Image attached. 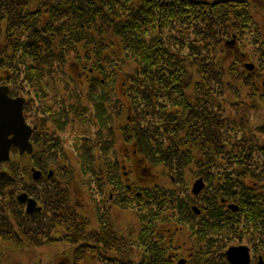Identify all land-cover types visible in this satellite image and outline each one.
Wrapping results in <instances>:
<instances>
[{"label": "flooded vegetation", "instance_id": "af4514ba", "mask_svg": "<svg viewBox=\"0 0 264 264\" xmlns=\"http://www.w3.org/2000/svg\"><path fill=\"white\" fill-rule=\"evenodd\" d=\"M238 1L244 2V0ZM236 2V0H216L210 5L206 0L205 8L216 11L223 8L221 26L218 29L219 35L221 40L232 36L231 38L234 39L226 40V43L239 52L237 66L233 68L236 77L234 86L245 95L248 92L254 97H261L264 96V22L258 21L256 14L251 11L252 8L249 5L253 3L254 6L255 0H251V3L249 0L242 4L238 2V5L235 4ZM223 11L230 13L231 21H226ZM241 13L246 16L241 17ZM88 72L92 73V70ZM73 73L81 74L82 72L76 69ZM79 76L83 77V75ZM84 77L90 81L84 85L82 90L91 84V79L88 76ZM176 94L172 96L175 100L178 98ZM42 100L44 99H41L39 103L44 102ZM90 101H92L91 98ZM68 102L67 99L66 104ZM30 103L33 104V100L27 102L26 114L28 117H34ZM92 104L95 106L94 102ZM235 104H240V102L237 101ZM39 106L36 111L40 112ZM48 106L52 104L48 103ZM180 106V101L168 103L169 114L175 113L177 116L180 112L181 118L187 114L192 115L190 110L184 113ZM55 113L50 110L49 120L35 116V120L32 119L30 124L32 132L25 151L21 152L18 148L19 155L29 158V164L33 165L30 169H26L27 176L24 175V178L19 180L11 171L0 168V171L7 173L6 177L0 179V183H3L1 180H7L10 186V182L16 185L20 181L25 185L24 189L21 188L23 190L19 188L21 191H17L16 186V189L11 186L9 192L13 193V197L5 193L4 199L0 200V217L8 221L6 224H0V264H5L7 259L10 262L13 261L10 256L7 258L5 253L15 250L20 252L22 248L25 249L26 255L28 249L39 253V257L43 259L38 264H243L239 261L240 257L234 262L229 260L226 252L230 248H236L244 255L248 252L247 264L256 263L257 257L253 256L255 252L253 249L257 239H261L264 247V224L261 226L246 215L247 207L244 201L252 203L253 200L251 201L243 194L233 199L220 196L217 191L219 185L215 179L210 182L206 180L211 172L208 169L200 171L195 166L187 168L196 171L195 174L198 176L196 182L200 181L197 184L195 182L191 189L192 193L199 198L200 194H205L200 200L195 197L193 202L191 196L187 198L177 195L174 188L181 182L171 181V187L159 183V179L165 178L163 172L159 173L158 181L151 176L149 178L151 180L146 181H152L151 185L143 186L145 181H143V170L146 160L142 157L141 148L139 152L134 149L128 156L131 163L124 165V169L133 168L134 160V169L130 172L123 171L125 176L134 175L133 178L126 179L125 177V180L119 181L116 179L118 174H114L113 180L112 164H103L97 168L93 166L91 169L94 180L92 179L91 185L94 184V186L90 191L99 193L102 197L97 199L84 197L85 202L82 201L79 194L87 188L83 173L87 168L89 169V165L86 164L88 159L85 158L83 145L80 148L81 145L75 143L71 145L72 148L67 147L63 132L68 128L57 130L60 120L53 118V115L58 112ZM107 113L108 118L111 119L112 111L109 112L107 108ZM195 114L201 116L205 113L200 110ZM42 115H48L47 110H42ZM92 123L94 124L93 118ZM139 125L136 121L121 123L117 126L118 130L113 129L115 138L121 141L120 152H123L124 148L131 149L126 141L128 138L126 132L130 127L133 131L129 138H132L137 129L136 126ZM101 126L104 129L105 124ZM112 128L109 127L110 134ZM176 130L179 131V127ZM27 131L30 130L27 128ZM112 137L106 136L103 140V143L107 141L104 146L111 144ZM121 137H124V141ZM75 138L74 134L73 140ZM176 140L183 143L182 139L176 138ZM135 144L139 146L137 142ZM177 146L175 141L172 147ZM70 152L76 158L75 162ZM167 155L171 158L179 156L180 153L179 150L172 149L167 152ZM9 164H15L14 158H11ZM7 168L12 170L8 165ZM231 168H228V172H240ZM183 169L186 170V168ZM215 169L217 168H212L213 171ZM218 169L221 172L225 171L223 166H219ZM243 171L235 175L239 180L247 178L249 176L247 174L251 172L249 169L246 171L243 169ZM186 174L187 172H184L183 176ZM79 175L80 178H78ZM152 175L156 177L155 172ZM246 184L256 193L257 181L248 179ZM259 184L263 183L259 182ZM214 187L219 195L210 194ZM125 201L129 202L128 205L135 204L143 210L140 216L138 215L135 224H132L133 220L129 219L126 222V219L117 213L122 211ZM164 204H167V208L162 209L161 213L153 210L154 205L158 207ZM231 204L239 207L232 210L229 207ZM77 207L80 208L78 212ZM192 229L204 237L201 240L206 245L205 247L202 245L195 248L188 246L191 236L188 231L192 232ZM235 241L238 244H234ZM261 257L259 260L264 259L263 256ZM24 261L28 264H37L36 257L31 259L24 257L13 264L24 263ZM257 264L264 263L262 261Z\"/></svg>", "mask_w": 264, "mask_h": 264}, {"label": "rangeland", "instance_id": "374dc122", "mask_svg": "<svg viewBox=\"0 0 264 264\" xmlns=\"http://www.w3.org/2000/svg\"><path fill=\"white\" fill-rule=\"evenodd\" d=\"M65 1L66 0H27V3L31 2L32 4L30 3L29 9H27L26 11L29 19L25 17L24 20L22 19L25 16L23 14L22 6H20V9L11 10L9 13L7 12L9 15L6 24L2 23L3 20L0 21V84H10L11 87L13 86L15 88L19 95L26 97V103L23 107V117L24 119H27V122L25 119V123L27 126L32 128L30 124L32 122V119L35 120V116L37 118H45L49 120L51 117L49 115V112L50 110H53L56 113L58 112L57 114L55 113L56 115H53V118L60 120V122L57 121L59 122V128H57V130H59L60 128H68L63 132L65 144L67 145V147L69 146L70 148H72L73 146L71 145H74L75 143L81 145L80 148L84 146L83 152L85 154V158L88 159V163L86 164L89 165V169L87 168V170L83 173L85 175L84 180L86 181L85 183L87 188L83 190L81 194H79V196L82 198V201L85 202L86 198L84 199V197H89V199L91 197L96 199L102 197L101 194L90 191L94 186V184L91 185L92 179L94 180L93 170L91 169V167L95 166L97 168L98 166L103 164H112L113 180L114 174H118V177L116 179L119 181L125 180V177L126 179L133 178L134 175H132L131 177L130 175L125 176L123 171L130 172V170L134 169L135 161L133 160L132 163L133 168L129 167L128 169H124V165L125 163H131L130 160H128L130 159L128 158V156L131 155L134 149L139 152V148L143 150L141 152L143 156H140L144 157L146 160V165L144 166L145 169L143 170V181L145 180L143 186L151 185L152 181L146 182L148 180H151L149 179L151 176H153L155 180L158 181L157 179L160 176L159 173L163 172L165 178L159 179L158 182H161V184L166 187H171V181L181 182L180 185L174 188L177 195L187 198L191 196L190 198L193 200V202L195 197H198L196 199L200 200L205 194H200L199 198V196L192 193L191 189L193 188L198 176H196L195 174L196 171H193L191 168L190 170L183 169L186 168L187 162L191 161L192 158L201 157L202 159H205V157L203 156L209 154V156L212 155V160H214L211 166L216 165L215 161L222 163L223 161L219 160L218 156L220 157L221 154H223L225 151L230 150V148H232V145L230 147L229 143L230 141H233L235 143V145H233V151H236L235 154L242 157V160L244 162L243 168L250 167L252 170L255 169L256 171H260V167H263L264 163H260L264 157V96L254 97L248 92H246L245 95V93L239 92L238 88L234 86L236 85V77L234 75L235 70L233 68L237 66L239 52L233 50V48H231V46L226 43V40L228 41L234 39L231 38L232 36H229L228 38H222L221 40V37L217 39V35L215 37L211 35L212 39L208 41L209 46H204L205 57H211L210 60L212 59V61L216 63L215 68L217 69L216 71L218 72L219 80L221 79V85H214V83H212L213 85L207 84V80H205V73H211L213 71V67L208 68V62L206 63V65H203V68L205 69L202 71V74H198L196 72V68L193 67V81L189 80L190 82L188 84H185L182 89L184 90V92L186 91L187 94L191 96V103L196 106L192 107V109L190 110L192 115L187 114L185 117L180 118V121L179 119H176L177 116L175 115V113L169 114L167 112V110H169L168 108L163 109V107H161L162 105L159 103V100L154 103L157 108H149L147 106L144 107L145 105L141 103V100L135 101L137 96L139 98L142 96L141 94L137 93V91L143 89V85H140L139 87L137 86L136 88H134V85L132 87L128 83L127 85H124L126 81L128 82V74L132 73L133 75H135V70L123 71V73L116 70L114 73H112L114 78L112 81L113 83L111 82L112 77L107 79L105 75H102V73L92 72L93 74H90L87 73L86 70L87 76L93 79L91 80V84L88 87L92 89V92L94 91V93L91 94V91H87L88 88L82 90L84 89V85H87L88 81L90 80L85 78L83 75V77H77L79 78L80 82L76 81L75 74L79 75L80 73H73L76 67H73L72 63H68L71 67H69L68 65L65 66L66 63L62 60V62L54 60L56 62L54 63V65H51L50 69H45V62L40 64L41 68H37L41 76L39 78H35L34 81L37 82V79H42V81L44 82V86H46L45 97L43 98L44 100H42L44 102L39 103L41 102L39 101L40 95L36 94V89L34 88V86H29L25 82L23 83L24 80L21 81L22 78L20 79V77L18 78L19 81H17L14 75L11 76L12 73H15L17 75L18 72L24 71L22 68L24 64L21 62V56L25 53H28V64L31 63V61L33 62V60H37V62L40 63V60L38 59L39 56L37 55V53H35V51H33V44H36L37 39L35 38V40L32 42L34 38L30 40L29 37H27V35L24 33L21 34V36H18V33L15 30H12V28L15 27L19 30L22 29V31H24L23 28L25 27V30L27 31L26 33H31L35 29V27L32 26L30 22H38L39 19H42L43 22L46 21L47 13L50 11L49 8L55 7V3L59 4L61 2L64 3ZM207 1L210 4H213L216 0ZM236 1L237 2L235 4L238 5L239 1ZM249 1L251 3V0ZM24 2H26V0H24ZM245 2H248V0H244V2L239 3L242 4ZM262 2H264V0H261V2H257V0H255L256 4L253 6V3H251L252 5L250 4L249 6L250 8H252L251 11L256 14L257 20L259 19L258 21L264 22V3ZM59 6L62 7V5L60 4ZM222 9L223 8L221 7L220 11L218 12H222ZM209 11L210 10L207 8L206 12ZM223 12H225L224 15L228 14V11ZM11 13H13L14 17L16 18V22H12V15H10ZM4 14V12H0V19L2 16H5ZM228 17H230V15H228ZM19 25H22L23 27L20 28ZM19 41L24 46H29L26 49L24 48L23 51L20 48L21 50L17 51L18 55H15V58H8V56H11L10 52H8L7 50L8 48H10L8 46L12 42L13 46H17ZM213 42L216 44L214 45L215 48H212ZM250 45L251 44H249V46ZM113 49L117 50V47H114ZM118 53L126 58V54H123V52L118 51ZM186 55L188 56L189 54ZM60 57H63L62 54L60 55ZM212 61H210L211 64H215ZM130 64L132 63L130 62ZM96 77L102 78L103 84H98V81L95 80ZM92 81H94V83L96 84H92ZM197 81H201V83H196ZM181 86L182 84L179 87ZM47 87L55 88L53 90L54 92H52ZM131 87L134 89H132L133 93L130 95L128 92L129 90H131ZM213 87L215 88L213 89ZM174 88L175 87L172 86L171 89ZM211 89H213V93H210ZM134 91L136 92V95L138 94L137 96L135 95ZM103 93H106L104 108H108L109 112L112 111L111 119L108 118L109 114H106L105 118H107V120L104 121V129H102V126L100 125L102 122L101 116L104 113V108H102L101 105L97 109L95 106H93L92 101H90V98H93L91 96H94L93 99L95 100L97 97H100L98 95H101ZM11 95L15 96L16 94L14 95V93H12ZM176 97H179V95L176 94ZM67 99L69 101L68 104H66ZM32 100L33 104L30 103V106L32 107V112H34V117H28V115L26 114V107L28 105L27 102H30ZM237 101H239L240 104H235V102ZM242 101H245V103H242ZM48 103L52 104V106H48ZM38 106L41 108L40 112L38 110L36 111V108L38 109ZM44 109L47 110L48 115L41 116L42 110ZM200 110H202V112L204 111L205 114L201 116L195 114ZM209 110L210 113L208 112ZM206 114L207 119L205 118ZM222 116L223 118H221ZM92 118L94 124L92 123ZM132 120L136 121L138 125L140 124L138 127L136 126V132L138 131V135L136 136V138L138 140L135 141L139 144V146L135 144L134 140H131L132 138H127V144L131 149L129 150L124 148L123 152H120L119 150L121 141L115 138L113 129L118 130L117 126H119L121 123L124 124L133 122ZM110 126L111 128L113 127L111 129V134L109 129ZM178 127L180 129L179 131L175 129ZM97 131L101 132L98 133ZM74 134L76 136L75 140H73ZM109 135L113 136L111 139V144L108 146H104L107 141L103 143V140L106 138V136ZM176 138L182 139L183 143L179 140H176ZM121 139L122 141H124V137H121ZM172 139L174 140L172 141ZM175 141L178 144V148L172 147ZM242 147H245V149H243ZM172 149L179 150V157L172 156L170 158V156H166L167 152L172 151ZM9 154L10 157L14 158L15 160L14 165H8L12 170H8V168L6 167L8 162H3L1 164V168L9 172L11 171L15 178L17 177L19 180H22L24 178V175L27 176L26 169H30L33 165L32 163L29 164V158L27 159L25 158V156L19 155L18 147L12 149L10 148ZM69 154L75 162L76 158L71 152ZM181 159H189L187 162H185V166L182 168L180 161ZM255 159H261V161L259 163H256L254 161ZM193 163L196 164L195 162ZM225 165L230 166V164ZM231 166L234 168V164H231ZM153 172H155L156 177L152 175ZM184 172H187V174L183 176ZM212 172H216V170ZM261 172H263L262 177L255 175L257 179L261 178L258 180V182L264 179V171L261 170ZM166 173L168 176L166 175ZM209 174L210 175L206 178V180L210 182L215 179L216 175L212 173ZM78 178H80V175ZM1 182L3 183H0V200L4 199L5 193H7V195L11 198L13 197V193L11 194L9 192L11 186H14L13 189H16L17 187V191H21L25 187L24 183L20 181H18L16 185L10 182V186L9 181L7 180H1ZM215 182L218 184L216 180ZM197 183L199 182L197 181L196 184ZM3 186L5 189L3 188ZM257 186L260 188L262 185ZM22 187L23 189H21ZM209 188H211V186H209ZM211 193L212 190L210 194ZM205 202L208 203L207 201ZM14 203L16 204V200H14ZM124 203L125 204L122 208V211L117 213L121 214L123 218L126 219V222L127 219H129L133 220L131 221L132 224H135L138 215L140 216L143 210H140L139 207H137L135 204L128 205L129 202L126 203V201ZM164 208H167V204L158 207H155L154 205L153 210H158L161 213L162 209ZM79 210L80 208L77 207V212ZM7 222L8 221L0 217V224H6ZM24 228L26 229L27 226ZM188 232L191 234V236L189 237L188 246L190 245L192 248L201 245L202 247L206 246L201 240V238L204 237H202V235L199 234L195 229H192V232ZM260 240H256L255 248L253 249L256 252V254L255 252L253 253V256L254 258L257 257V261L255 264L262 261L264 263V259L259 260V257L261 256H263L264 258V249H262L264 247L262 245V241ZM235 243L236 241L234 242V244ZM27 253L28 254L26 255V251L24 248H22L20 252L17 250L7 252L5 253V256H7V258L10 256L13 261L10 262L9 259H7L5 264H13L14 262H18V260H22L24 257L25 259L36 257L37 264L40 262V260L43 259L39 257V253H36V251H31L30 249H28ZM246 258H248V252ZM19 264H28V262L24 261V263Z\"/></svg>", "mask_w": 264, "mask_h": 264}, {"label": "trees", "instance_id": "16d2710c", "mask_svg": "<svg viewBox=\"0 0 264 264\" xmlns=\"http://www.w3.org/2000/svg\"><path fill=\"white\" fill-rule=\"evenodd\" d=\"M59 4L55 3V7L49 8L50 11L47 13L46 21L43 22L42 19H39L38 22H30L35 27L31 32L34 33L33 36L38 35L45 38L43 41L37 40L36 44H33V51L39 56L40 63L37 60H33V62L31 61L28 64V53H25L21 56L24 71L18 72L17 75L14 73L17 81H19L18 78L20 77V79L22 78L21 81L24 80L23 83L34 86L36 94L40 95V99L45 97L46 86H44L42 79H37V82L34 81L35 78L41 76L37 68H41L40 64L45 62V69H50L51 65L56 62L54 60L59 62L62 60L66 63L65 66L68 65L69 67L71 66L68 63H72V66L76 67V69L78 68L82 73H86V70H94V72L110 76L112 77L111 82L114 79L112 73L116 70L122 73L123 71L135 70V75L128 72L129 79L124 85L128 83L132 87L134 85V88L143 85L144 88L137 91V93L142 95L140 98L134 91L137 96L135 101L141 100V103L145 105L144 107L147 106L149 108H157L154 105L157 100L160 101L159 103L163 109L168 108L166 107L168 103L180 101L181 110L184 113L189 112L195 105L191 103V96L186 91L184 92L182 87L188 84L189 80L193 81L192 68L195 67L196 72L202 74L203 65H206L207 62L208 68L213 67L211 73H205L207 84L221 85V79L219 80L218 72L215 68L216 63L212 59L210 60L211 57L206 58L204 52V46H209L208 41L212 39L211 35L215 37L216 34H219L218 27L221 26V12L216 10L206 12L207 9L202 1L66 0L64 3L61 2ZM15 5L13 0H0V9L3 7V11L20 9V6L15 7ZM21 6L25 15L22 19L24 20L25 17L29 19L26 13L29 8V2L27 3V0L26 2L23 1ZM4 13L5 16L1 17L2 23L8 21L9 14L7 12ZM224 14L225 12H223ZM10 15H12V22H16L13 13ZM228 15L230 13L224 15L226 21L229 20ZM240 15L241 17L246 16L244 13ZM19 26L20 28L23 27L22 25ZM12 30L16 31L17 28L13 27ZM20 30L22 31V29ZM23 30L25 33L27 32L25 27ZM214 45L216 44L213 42L212 48H215ZM28 46H24L20 41L17 46H13L12 42L8 46L10 48L7 47L8 52L11 54L8 58H15V55H18L17 51L21 49L23 51ZM114 47H117V50L113 49ZM118 51L126 54V58L121 56ZM61 54L63 57H60ZM186 54L189 55L187 56ZM210 61L215 64H211ZM78 76L75 77V80L80 82L79 78H77ZM95 80L98 81V84L102 83V78L96 77ZM196 83L200 84L201 81ZM181 84L182 86L179 87ZM172 86L175 87L174 89L179 95L176 100L168 95L170 94L168 90ZM132 87L128 92L130 95L133 93L132 89L134 88ZM47 88L54 92L55 88ZM213 89L210 90V93H213ZM87 91H91V94L94 93L92 89ZM98 96L100 97L95 100L93 99L94 96H91L93 97L92 102H94L97 109L101 105L104 108L106 93ZM106 110L107 108L103 109L101 125L105 124ZM167 112L170 113V110H167ZM181 117L180 112H178L176 119L180 121ZM132 131L129 127V131L126 132L128 138L131 136ZM132 139L134 142L138 140L136 131L132 135ZM231 145L232 148H230ZM233 145L235 143L230 141V150L223 151L224 153L220 157L218 156V159L223 161L222 163L215 161L216 165L211 166L214 162L212 155L206 154L203 156L205 159L201 157L192 158L191 161H188L190 158L188 160L181 159V168L188 161L186 169L190 166H195L200 171L205 169L211 171L210 173L216 175L215 180L219 184L217 191L220 196L233 199L243 194L245 197H249L253 202L244 201V205L247 207L245 210L246 215L263 226L264 182L262 181L264 179L260 181L263 183L260 188L256 186V193L250 189L246 181L252 179L258 182L261 179H257L255 175L262 177L263 172L261 170L264 171V157L262 161L261 159L254 160L256 163L260 161V163H263L260 171L252 170L250 167L243 168L242 157L235 154L236 151H233ZM242 148L245 149V147ZM224 162L225 164H230V166L234 164V168L231 166V169L239 170L240 172H228L230 166L225 165ZM206 166L208 168H205ZM219 166L225 167V171L221 173L218 169ZM215 167L217 168L215 169L216 172H212V168ZM243 169L245 171L249 169L251 172L247 174L249 175L247 178L239 180L235 175L243 173ZM258 185H260L259 182Z\"/></svg>", "mask_w": 264, "mask_h": 264}, {"label": "water", "instance_id": "95a60500", "mask_svg": "<svg viewBox=\"0 0 264 264\" xmlns=\"http://www.w3.org/2000/svg\"><path fill=\"white\" fill-rule=\"evenodd\" d=\"M23 107V98L12 99L8 96L7 88L0 89V164L10 160L9 153L12 145L18 146L21 152L26 149L31 130L25 124ZM27 128L30 130L29 132ZM10 135L13 137L9 138ZM241 252L236 248H231L227 252V256L233 262L240 257L239 261L247 264V254L244 255ZM246 259L247 261H245Z\"/></svg>", "mask_w": 264, "mask_h": 264}, {"label": "bare ground", "instance_id": "6f19581e", "mask_svg": "<svg viewBox=\"0 0 264 264\" xmlns=\"http://www.w3.org/2000/svg\"><path fill=\"white\" fill-rule=\"evenodd\" d=\"M13 1H14L15 4H16L15 7H18V6H21V5H22V2H23L24 0H13ZM0 11H1V12H8V11H10V9L3 11V7H1ZM0 21H2V20L0 19ZM235 21H236V20H235ZM231 24H232V23H231ZM233 27H234V26H233ZM16 32L18 33V36H21V34L24 33V34L27 35V37H29L30 40L34 38V39L32 40V42L35 40V38H36L38 41H40V40L43 41V40L45 39L44 37H40V36H38V35H37V36H36V35L33 36L34 33H25V31H21V30H19V29H17ZM216 35H217V39H219V38H220V35H219V34H216ZM32 42H31V43H32ZM204 69H205V68H204ZM88 71H89V70H88ZM93 71H94V70H93ZM93 71H92V72H93ZM92 74H93V73H92ZM12 75H14V73H12L11 76H12ZM79 75L87 76V73H81V74H79ZM106 75H107V74H106ZM75 76H77V75H75ZM88 77H89V76H88ZM89 78H90L91 80H93L91 77H89ZM106 78L108 79V78H110V76H106ZM168 93H170V94H168V95H170V97H172V96L176 93V91H175V89H169V90H168ZM208 112L210 113V110H209ZM206 116H207V114L205 115V118L207 119ZM213 193H214L215 195H219V194L215 191L214 188L212 189V194H213ZM217 214H218V213H217ZM226 257H227V256H226Z\"/></svg>", "mask_w": 264, "mask_h": 264}]
</instances>
